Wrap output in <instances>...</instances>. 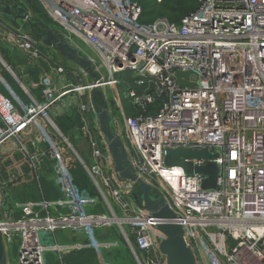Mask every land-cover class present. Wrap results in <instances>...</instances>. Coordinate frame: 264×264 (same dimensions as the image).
Segmentation results:
<instances>
[{
    "label": "built area",
    "instance_id": "obj_1",
    "mask_svg": "<svg viewBox=\"0 0 264 264\" xmlns=\"http://www.w3.org/2000/svg\"><path fill=\"white\" fill-rule=\"evenodd\" d=\"M39 2L62 28L49 29L60 41L68 45L75 37L92 50L93 56L85 60L96 67V82L92 80L89 89L121 86L115 93L120 116L113 120V133L124 147L130 170L175 215L170 222L181 226L195 264H264V0H197L177 23L143 22L142 7L135 0ZM24 3L0 0V29L13 46L41 61L46 58L41 49L46 47L44 38L38 37L42 29L35 30ZM7 7L9 14L4 12ZM73 48L77 53L78 47ZM52 71L64 73L60 65ZM176 72H192L183 81L193 86H179ZM124 74H131V79L125 81ZM42 82L44 101L39 102L0 57V147L34 132L46 147L60 189L57 200L15 205L21 218L0 221L4 248L18 245L17 264H46L47 252L56 255V264H67L66 254L82 251L92 255L94 264H112L106 252L118 248L119 241L102 240L98 228L111 229L119 221L121 241L133 264H167L159 251L165 240L157 229L161 221L135 200L137 184L119 176L97 142L92 143L94 161L106 164L110 173H101L98 165L93 170L98 168L95 174L125 214L117 216L112 208L110 215L92 213L100 199L108 206L109 202L98 182V196L76 184L65 157V144L70 146L49 128L48 110L63 93H58L51 76ZM100 93L105 98L106 93ZM79 108L83 119L90 114L84 104ZM178 148L217 155L212 160L219 167L216 189H202L201 174L164 165L166 150ZM0 178V203L9 210L10 181ZM66 230L73 234L72 243H58L57 232ZM44 235L53 244L44 245Z\"/></svg>",
    "mask_w": 264,
    "mask_h": 264
},
{
    "label": "rangeland",
    "instance_id": "obj_2",
    "mask_svg": "<svg viewBox=\"0 0 264 264\" xmlns=\"http://www.w3.org/2000/svg\"><path fill=\"white\" fill-rule=\"evenodd\" d=\"M24 1L26 3H24ZM137 1L142 7V9L144 7L145 9H147L148 13H150V15L146 16L147 18H145V21L150 23H174L173 19L176 17L177 13L173 11V5L181 4L184 7H193L194 5H196L197 2V0ZM21 2H23L25 4V7L30 10L31 19H29V21H31L33 25L37 26L36 28L34 27L35 30L41 28L42 30H39L41 34H45L49 31V29H52L55 32L56 30L63 31L57 23L53 22L49 18L48 13L44 10L39 0H21ZM1 20H3L2 17L0 18V22L2 23ZM20 23L22 24V26L24 25L25 29L28 28L27 23ZM3 33L4 29H0V57L7 65L10 66V69L15 75V77L19 81H21L26 87L31 84V82L36 83L35 85H38V87L34 92L36 95L40 94V97L43 98V101V90L45 86L42 81L43 78L47 75L51 76V83L54 85L55 88L58 89V93H63V96L60 97L58 101H61V98H64L66 100V103L60 104L58 103V101H56L49 108L48 116L53 123H58L57 128L59 129V132L63 135L66 140V143H68V145L70 146L67 147V145L65 144L66 148L64 147L65 157L67 160H69V163L71 161V163H73V166L77 168L78 166H80L79 159L77 156H80L81 159H83L81 153H86L87 156H89L90 158L93 157L94 148L92 146V143L97 142L99 145H103L105 160L109 163V165H111V163H113V160L111 157L110 149L105 140V136L101 132L98 115H94L96 112H93V102L99 105H103L106 108H109L107 109V112L108 110H110V113L108 112L109 126L111 131L114 132L115 128L113 127V120L120 116L119 110H117L116 108L115 93L116 90H119L118 88L121 86H117L116 89L115 86L108 85L100 89L90 90L89 86L91 85L93 79L89 75L87 70L79 66L77 63L68 60L65 56L60 55V53L55 48L50 47L49 50L48 45L45 44L46 47L41 45V49L43 53L46 54V58H43V60H41L43 62H41L40 60L36 61L35 59L29 58L28 56H26L25 53L13 46L10 41L6 40L3 37ZM41 38L43 39L45 37ZM72 41L73 42H69L71 46L68 44V47L71 49L73 48V45L78 47L79 51L76 53L77 57L86 59V57L89 55L93 56L92 50L83 42L76 39L75 37L72 38ZM58 64H60V66L64 69V73L62 75L53 74L52 69L55 70V66ZM98 68L100 70L102 69L104 77L108 79L107 75L104 73L103 68L101 66ZM91 69L93 73L96 71V67H91ZM0 90L2 91L1 87ZM102 90L106 93L105 98H102L99 93L95 92H100ZM55 104L60 105H57L58 107H56ZM81 104L87 106L90 111L88 117L89 122L87 117L84 116V121L88 122V128L86 130L85 127H83L79 123L80 118L78 115L77 107L78 105L80 107ZM54 107L55 109H53ZM79 107L78 109L80 110ZM27 138L29 141L27 145L23 144L22 146V144L20 143V140H22L21 138L18 140L10 139L0 147V175L3 176L7 181H14L16 179L17 181H19L20 184L21 180L22 183H25L22 184L21 189L12 188L11 191V189L9 190L8 188V198L10 197L9 192H11L16 199L14 197L13 199H11V208H9V210H4L6 208L2 206L3 201H1V222H9L21 218V215L16 210L15 205L36 202L29 200L35 199L37 197V193H39V189L37 186L39 184L44 189L43 196L45 197L44 199H46L47 201H54L60 197L58 179L53 164L46 153V147L33 136H28ZM94 164L95 165L93 166L89 165V171H86L87 174H85L86 176H84V178H88V174L91 173V175L89 176L93 177V179H91L90 177L91 184L88 183V186L86 187L87 191L85 190V192H88V194H91L92 196L97 195L94 189L95 187H97L95 183L98 182L99 185L100 183H102L100 181V177L95 174V171L98 170V168H96L94 171V166L98 165L101 170V173H110V168L106 164L102 165L99 162ZM72 169L74 171V168ZM101 190L106 196L107 201L109 202V206L106 204V201L104 203V200L100 199L101 205H98V207L95 208L92 213H105L106 215H110V208H112L113 212L117 216L125 214L121 210L117 209V206L114 203L111 194L108 193V189L103 186ZM134 192L138 197L141 194V191H139L138 188ZM32 218L33 217L31 216V219ZM113 224L115 225L111 229L114 230V236H108L106 237V239L119 241L120 245L118 248L110 250L116 251L107 253L106 258H117L118 260L124 258L127 260L124 264H133L129 252L124 248L123 244L121 243L122 241L120 240L121 232L119 230L118 225L121 224V222L116 221L113 222ZM98 232L102 234L103 230H99ZM127 232L131 237V241H133V234H130V229L127 228ZM99 233L98 235L101 239L104 238V236H107L105 234L100 235ZM77 239L82 240V237L77 235ZM43 244L50 245L53 244V241L51 239L44 240ZM17 251L18 245L16 243L5 249L7 264H17ZM45 257L46 260H48L49 262H53V264H56V256L54 253L47 252L45 253ZM65 261L67 262V264H94L92 255L87 251H82L79 253L70 252L66 254Z\"/></svg>",
    "mask_w": 264,
    "mask_h": 264
},
{
    "label": "water",
    "instance_id": "obj_3",
    "mask_svg": "<svg viewBox=\"0 0 264 264\" xmlns=\"http://www.w3.org/2000/svg\"><path fill=\"white\" fill-rule=\"evenodd\" d=\"M4 12L9 14V8L7 7ZM18 12L19 14H23L24 10L20 8ZM24 18L27 19L26 16ZM38 37H45L43 40L44 44L55 48L60 55L65 56L68 60L83 67L93 78V81L96 82V77L91 69L89 61L77 57L74 49L69 48L65 42L60 41L59 35L49 30L45 34H39ZM192 74V72H176L174 76L179 86H193V84H188L183 81V79L189 78ZM95 92L99 93V91ZM93 109L98 115L101 132L105 136V140L109 146L116 172H118L122 179L137 184V188L141 191V195L140 198L134 195L135 200L141 202L142 208L152 217L161 221L157 224V229L165 235V240L160 243L159 251L166 257L167 264H195L194 256L184 242L181 226L170 222L175 218L173 212L165 205V201L162 198L154 199L149 193L150 187L143 183L130 170L124 147L110 129L107 108L93 102ZM216 158V154L211 155L206 149H167L164 165L168 167L180 165L187 174H201L205 176L202 182V189L209 190L216 189L218 186L219 167L212 161ZM181 159L185 160V162H181ZM191 160L206 161L207 163L202 166H194ZM0 264H6V254L1 234Z\"/></svg>",
    "mask_w": 264,
    "mask_h": 264
},
{
    "label": "crops",
    "instance_id": "obj_4",
    "mask_svg": "<svg viewBox=\"0 0 264 264\" xmlns=\"http://www.w3.org/2000/svg\"><path fill=\"white\" fill-rule=\"evenodd\" d=\"M49 50H50V47H49ZM78 51H79V49H78ZM41 62H43V61H41ZM61 64V63H60ZM60 64H58V65H60ZM9 79H10V81L16 86V88H17V91H19V94L24 98V99H26V100H29V97L24 93L25 91H23L22 89H20L19 87H17V83H16V81L12 78V77H9ZM36 83H34V82H31V84H29L26 88H27V90L29 91V93L31 94V96L35 99V100H37V101H39V102H42L43 101V98H41L40 97V94H38V95H36L35 94V92L34 91H36V88L38 87V85H35ZM35 87V88H34ZM38 91V90H37ZM101 96V95H100ZM66 100L64 99V98H61V101H58V103H62V104H65L66 102H65ZM60 104H55L56 105V107H58L57 105H60ZM78 107H79V105H78ZM78 107H77V110H78V115H79V123H80V125H82L83 127H85V130L88 128V122H89V119H88V117H89V114H87L86 115V117H87V119H88V122L87 121H84V119H83V116H82V114L80 113V110L78 109ZM53 109H55V107L53 108ZM56 110H58V109H56ZM52 122V121H51ZM57 122H52V126H49V128H50V130H51V132L53 133V135H55V136H57V137H59V134L57 133V131L59 132V129L57 128ZM56 125V126H55ZM57 130V131H56ZM60 133V132H59ZM61 134V133H60ZM35 134H34V132H30V133H27V134H24V135H22L21 137H20V139L22 138V140H20V142L22 143V145L24 144V145H27L28 144V136H33V137H35L34 136ZM62 135V134H61ZM63 136V135H62ZM23 138H24V140H23ZM80 155V154H79ZM81 156H82V158L83 159H81V157L80 156H77L78 157V159H79V164H80V166H78L77 168H75L74 166H73V163H71V161H70V163L69 164H71L70 166L72 167V168H74V175H75V177H76V180H77V183H78V186L81 188V189H83L84 191L86 190L87 191V189H86V187L88 186V183L89 184H91V182H90V176H89V174H88V178L86 177V178H84V176H86L85 174H87V169L85 168V167H87V168H89V165H95L94 163H96L95 161H94V159H93V157H89V156H87V154L86 153H81ZM69 161V160H68ZM87 171V172H86ZM81 172V173H80ZM84 172H86V173H84ZM22 184H25V183H22V180H21V184L19 183V181H17L16 179L14 180V181H10V184H9V190L11 189V191H12V188H22ZM100 185H101V188H103V184L102 183H100ZM19 186V187H18ZM92 186V185H91ZM38 189H39V193H37V197L35 198V199H32V200H29V201H39V200H41V199H44L45 197L43 196L44 195V189L42 188V186L39 184L38 186ZM95 189V191H96V193H98V190H97V188L95 187L94 188ZM9 195H10V197H9V199H8V201H7V204H8V206H10L11 205V199H13V194L11 193V192H9ZM141 195V194H140ZM15 198V197H14ZM139 198H140V196H139ZM16 199V198H15ZM26 201V200H25ZM99 230H103V232H102V234H105V235H107V236H104V238H102V240H107L106 239V237H108V236H114V230H112V229H107V228H105V227H103V228H98V231ZM99 233V232H98ZM100 235H102L101 233H99ZM73 234L69 231V230H66V231H63V232H57V234H56V241L58 242V243H62V244H70V243H72V241H73V236H72ZM49 239H51L50 237H47L46 235H44L43 236V241L44 240H49ZM122 239V237H120V240ZM122 243V242H121ZM123 244V246H124V248L127 250V248H126V246L124 245V243H122ZM113 251H116V250H113ZM113 251H110V252H106V255H107V253H111V252H113ZM128 251V250H127ZM119 253H120V251H119ZM56 256V255H55ZM47 257V256H46ZM46 257H45V260H46ZM54 258V257H53ZM107 259H108V261L109 262H111L112 264H124V263H126V259H124V258H121L120 260H118L117 258L115 259V258H113V259H111L110 257L108 258L107 257ZM51 260H52V257H51ZM55 260H56V257H55ZM55 263H56V261H55ZM46 264H53V262H49L48 260H46ZM93 264V263H92Z\"/></svg>",
    "mask_w": 264,
    "mask_h": 264
},
{
    "label": "trees",
    "instance_id": "obj_5",
    "mask_svg": "<svg viewBox=\"0 0 264 264\" xmlns=\"http://www.w3.org/2000/svg\"><path fill=\"white\" fill-rule=\"evenodd\" d=\"M135 1H137V0H135ZM195 6L196 5H194L193 7H184L181 4H175V5H173V11L177 13L176 17L173 19V22L174 23L179 22L180 19L182 17H184L186 14H188L189 12H191L195 8ZM148 15H150V13H148L147 9H145L143 7L141 20L143 22L150 23V22L145 21V18H147L146 16H148ZM72 172H73V169H72ZM73 175H74V172H73ZM74 177H75V175H74ZM75 181H76V184L78 185L77 180H76V177H75Z\"/></svg>",
    "mask_w": 264,
    "mask_h": 264
},
{
    "label": "bare ground",
    "instance_id": "obj_6",
    "mask_svg": "<svg viewBox=\"0 0 264 264\" xmlns=\"http://www.w3.org/2000/svg\"><path fill=\"white\" fill-rule=\"evenodd\" d=\"M123 76H124L125 81H128L131 79V74H124ZM100 95H101V93H100ZM4 251H5V248H4ZM5 254H6V252H5Z\"/></svg>",
    "mask_w": 264,
    "mask_h": 264
}]
</instances>
